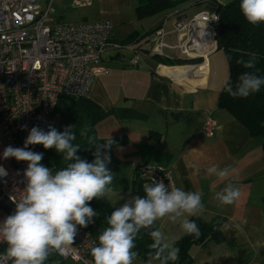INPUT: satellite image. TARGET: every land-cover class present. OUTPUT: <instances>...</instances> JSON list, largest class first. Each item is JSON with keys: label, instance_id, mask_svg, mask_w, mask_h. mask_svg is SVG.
<instances>
[{"label": "crops", "instance_id": "crops-1", "mask_svg": "<svg viewBox=\"0 0 264 264\" xmlns=\"http://www.w3.org/2000/svg\"><path fill=\"white\" fill-rule=\"evenodd\" d=\"M47 1L39 3L44 7ZM61 1H52L55 13L51 22L108 20L112 25L110 45L101 61L109 72L95 78L87 94L106 112L96 125L95 143L110 138L114 142L108 165L114 179L106 197L111 207L144 195L143 186L134 179L135 164L169 167L176 187L202 194L204 211L193 217L217 224L220 235L194 242L189 248V264H264L262 138L251 136L241 121L219 106L229 76L224 51L215 48L200 57L178 58L181 37L172 31L174 19H188L231 0L198 4L183 0L142 18L135 12L137 0H92L90 6L78 8L81 12L70 22L63 20L66 5ZM154 29H162L164 35L161 53L150 55ZM134 52L140 58L136 66L127 63ZM170 60L184 62L166 64ZM207 116L216 124L211 136L201 131ZM212 164L228 169L229 176L223 181L208 176L206 169ZM229 182L240 188L241 197L232 205H221L216 193ZM154 228L174 246L185 235L180 223L168 217L157 220ZM144 232L148 236L147 230ZM149 260L138 257L134 264H149ZM151 264L159 262L151 260Z\"/></svg>", "mask_w": 264, "mask_h": 264}, {"label": "clouds", "instance_id": "clouds-1", "mask_svg": "<svg viewBox=\"0 0 264 264\" xmlns=\"http://www.w3.org/2000/svg\"><path fill=\"white\" fill-rule=\"evenodd\" d=\"M239 10L249 24H264V0H240ZM236 63L245 69L256 68L254 55L248 60L237 59ZM258 71H244L235 82L226 80L224 91L233 98H246L259 92L264 86V76L257 75ZM76 136L74 126H66L62 132L51 125L48 131L33 126L23 147L4 149V159L27 162L24 171L27 183L24 194L14 202L15 212L0 221V241L7 245L0 252V264H45L51 255H62L74 244L78 226L85 228L95 223L98 213L90 202L104 199L112 191L114 174L108 165L114 142L110 138L105 143H95L85 126L80 136L87 137L88 143L95 148V159L90 163L77 155L80 146L74 144ZM29 145H42L46 150L54 148L62 155L65 166L53 172L41 163L43 153L29 150ZM206 174L223 181L229 171L212 164L207 167ZM4 176L7 171L0 166V177ZM143 192V196L123 202L105 218L107 226L100 232L98 243L91 247L93 264H134L139 256L134 250L135 241L145 230L152 241L148 245L149 264L151 260L174 264L179 259L180 249L167 242L164 234L154 228L155 222L164 217L173 223L179 222L185 234L200 236V228L189 217L204 211L201 192L177 187L169 189L162 180L155 179L143 186ZM240 197V188L229 182L215 198L221 205H232Z\"/></svg>", "mask_w": 264, "mask_h": 264}, {"label": "built area", "instance_id": "built-area-1", "mask_svg": "<svg viewBox=\"0 0 264 264\" xmlns=\"http://www.w3.org/2000/svg\"><path fill=\"white\" fill-rule=\"evenodd\" d=\"M52 1L48 0L42 7L39 0H0V166L7 171V176L0 177V191L14 205L24 194L27 162L4 159V149L23 147L33 126L44 131L49 130V125L58 129L54 115L59 100L87 97L92 81L109 72L101 61L110 45L111 23L108 20L51 22L49 18L55 13ZM206 1L193 0V3ZM91 4L92 0H70L75 8ZM218 21L215 9L199 11L188 19H174L172 31L181 37L180 52L186 58H195L215 49ZM162 35V29L152 33L150 55L161 53ZM139 60L134 52L127 63L136 66ZM24 125L27 128L22 130ZM215 126V121L207 116L201 131L211 136ZM38 146L41 145L28 148L36 152ZM134 179L141 187L152 179L162 180L169 189L176 187L170 168L154 164H135ZM7 216L0 210V221ZM95 243L98 242L89 231L78 226L74 244L56 256L93 264L91 247ZM6 247L0 241V252Z\"/></svg>", "mask_w": 264, "mask_h": 264}, {"label": "trees", "instance_id": "trees-1", "mask_svg": "<svg viewBox=\"0 0 264 264\" xmlns=\"http://www.w3.org/2000/svg\"><path fill=\"white\" fill-rule=\"evenodd\" d=\"M179 2V1H178ZM178 2L172 0H137L136 11L137 16L142 18L161 11L173 8ZM240 0H231L226 4H214L215 10L219 15L216 36V48L224 51L229 66V76L232 82L237 80L240 73L244 71H259L256 72L259 76H264V24L253 26L249 24L239 10ZM156 29L151 31L153 33ZM256 58L255 69H245L242 65L236 63L237 59H250L252 56ZM166 64L175 65L181 64L184 61H166ZM227 79V80H228ZM66 98V97H64ZM62 99V98H61ZM60 99V100H61ZM67 106L59 109V103L55 108V114L59 113L58 131H63L66 126H74L77 136L74 144H78L80 149L77 155L88 162L93 161L94 147L88 143L87 137H81L80 131L87 127L88 136L94 137L96 140V125L106 115L95 102L87 97L77 99L69 98ZM59 100V102H60ZM219 106L228 109V111L247 128L251 136H260L262 138V146H264V86L257 93L251 94L246 98H233L224 87L219 96ZM36 152L43 153L41 163L52 169L53 172L65 166L63 157L56 150L44 149L41 145L38 146ZM90 206L97 211L95 223L88 225L83 229L97 240L100 232L106 227L105 218L115 209L111 207L107 199H93ZM194 220L200 228V236L197 238L194 235L185 234L177 241L175 247L180 249L179 259L175 264H189L190 255L189 248L192 244L202 242L207 236L214 238L220 237L217 230V224L206 223L199 218ZM136 249L139 253V258H150L148 253L150 249L148 245L152 243L151 239L142 231L136 241ZM56 256L53 254L49 257ZM173 263V262H169Z\"/></svg>", "mask_w": 264, "mask_h": 264}, {"label": "rangeland", "instance_id": "rangeland-1", "mask_svg": "<svg viewBox=\"0 0 264 264\" xmlns=\"http://www.w3.org/2000/svg\"><path fill=\"white\" fill-rule=\"evenodd\" d=\"M62 1L65 3L64 5H66V12H65V15H64V17H63V20H64L65 22L74 21V20L77 18V14H78L79 12H81V10L78 9V8L72 7V6L70 5V0H62ZM62 1H61V2H62ZM41 2H44V0H41ZM54 8H55V7H54ZM176 54H177V57H178V58H181V59H184V58H185L184 54L181 53V52H179V51H176ZM69 101H70L69 98H62V99L60 100V102H59V109H60V110H63V109L67 106V104H68ZM58 114H59V113H56V114L54 115V117L56 118V120L59 121V115H58ZM45 264H82V263H80V262H75V261H72V260H70V259H61V258L58 257V256H54V257L48 259V260L45 262Z\"/></svg>", "mask_w": 264, "mask_h": 264}, {"label": "water", "instance_id": "water-1", "mask_svg": "<svg viewBox=\"0 0 264 264\" xmlns=\"http://www.w3.org/2000/svg\"><path fill=\"white\" fill-rule=\"evenodd\" d=\"M0 210L11 215L15 212V205L0 191Z\"/></svg>", "mask_w": 264, "mask_h": 264}]
</instances>
